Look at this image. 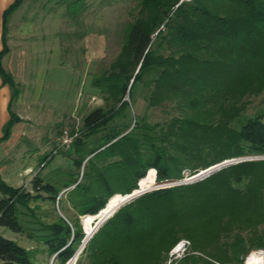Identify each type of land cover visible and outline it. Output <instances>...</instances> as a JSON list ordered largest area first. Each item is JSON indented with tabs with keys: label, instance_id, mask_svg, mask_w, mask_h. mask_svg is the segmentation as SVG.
I'll return each mask as SVG.
<instances>
[{
	"label": "trees",
	"instance_id": "obj_1",
	"mask_svg": "<svg viewBox=\"0 0 264 264\" xmlns=\"http://www.w3.org/2000/svg\"><path fill=\"white\" fill-rule=\"evenodd\" d=\"M61 1L70 16L85 7L83 0ZM23 2L13 0L1 16L0 78L10 99L0 144L20 121L12 110L17 86L1 58L9 51L7 20ZM136 6L118 55L91 78L105 107L88 112L73 139L72 165H83L86 181L72 178L62 189L73 185L67 196L77 217L42 223L37 237L57 264L70 260L85 237L80 215L95 224L147 181H179L230 159L264 155V110L244 112V99L264 90V0H137ZM138 87L146 107H167V117L113 123L132 106ZM31 190L0 181V227L25 232L19 208L32 212L30 201L40 193L55 201L61 188L36 175ZM117 209L97 231L102 219L91 227L83 249L90 264H163L183 238L203 255L175 264H242L251 249L264 248V160L147 191ZM0 264L36 263L30 250L0 233Z\"/></svg>",
	"mask_w": 264,
	"mask_h": 264
},
{
	"label": "rangeland",
	"instance_id": "obj_2",
	"mask_svg": "<svg viewBox=\"0 0 264 264\" xmlns=\"http://www.w3.org/2000/svg\"><path fill=\"white\" fill-rule=\"evenodd\" d=\"M83 1L82 13L70 16L61 0H24L7 20L9 51L5 58H1V64L17 86L18 95L12 102V110L19 115L20 121L12 126L9 137L0 144V181L35 194L31 190V182L39 175L61 188L55 201L45 193H40L42 198L30 201L28 206L32 212L19 208L25 232L13 233L0 227L4 238L12 239L32 252L36 264H57L54 255L49 254L37 238L44 233L40 230L41 224H49L57 217L65 220L77 217L67 196L73 185L62 189V182L72 178L80 181L84 168L83 165L80 169L72 165V159L76 157L72 145L68 149L59 147L61 130L67 128L78 133L82 118L88 112L96 107H105L100 93L90 84L91 78L114 61L121 48L124 25L137 11V0ZM133 96L132 106L126 109L125 116L114 119L113 123L131 124L134 117L141 116L154 123L167 117V107H146L139 87ZM125 99L129 103L128 96ZM244 103V112L248 116L264 110V90L246 97ZM248 157L236 159L264 160V155ZM195 175L185 173L181 181ZM81 181L84 183L86 179ZM191 182L194 181L186 183ZM155 183L157 180L147 181L139 192L150 190ZM128 200L126 197L97 222L101 219L104 222ZM83 219L84 216L80 215L79 224L83 230L86 228L85 242L76 250V256L69 264H90L88 252L83 249L91 238H87L91 227L97 222L90 224ZM100 240L99 235L91 250L97 249ZM182 241L189 242L185 238L179 240L163 264H175L185 255H203L193 250L190 242L181 256L177 253L172 255L174 247ZM257 252H264V248L251 249L244 255L242 264Z\"/></svg>",
	"mask_w": 264,
	"mask_h": 264
},
{
	"label": "water",
	"instance_id": "obj_3",
	"mask_svg": "<svg viewBox=\"0 0 264 264\" xmlns=\"http://www.w3.org/2000/svg\"><path fill=\"white\" fill-rule=\"evenodd\" d=\"M90 157V156H89ZM89 157H87L86 158V160L89 158ZM85 160V161H86ZM84 161V162H85ZM236 161H234V160H227L226 162L224 161V162H221V163H219V164H216V165H214V166H212V167H210V168H207V169H205V170H202V171H200L198 174H196L195 176H193L191 179H189V180H179V181H171V180H165V181H161V182H157V183H155V185L150 189V190H147V191H151V190H154V189H157V187H162V188H165V187H171V186H174V185H179V184H183V183H186V182H189V181H195V180H198V179H202L204 176H207V175H209L210 173H212L213 171H215V170H218L219 168H221V167H223V166H226V165H229V164H232V163H235ZM148 172V171H147ZM146 172V173H147ZM144 178V177H143ZM141 180V179H140ZM139 180V181H140ZM139 181H138V183H139ZM138 190L137 189H135V190H133L131 193H129L128 195V197H129V200L127 201V203L128 202H130L131 200H133L134 198H136V197H138L139 195H141V194H143L144 192H147V191H144L143 193L142 192H137ZM115 195V194H114ZM113 196V195H112ZM111 196V197H112ZM124 196H126V195H124ZM111 197H109L108 198V200H107V202L105 203V205H104V207L107 205V203H108V201L110 200V198ZM103 207V208H104ZM119 209V208H118ZM117 209V210H118ZM117 210H115L114 211V213L117 211ZM113 213V214H114ZM112 214V215H113ZM111 215V216H112ZM86 216H89V215H86ZM110 216V217H111ZM109 218V217H108ZM107 218V219H108ZM107 219H105V221L107 220ZM104 221V222H105ZM103 224V222L101 223V225ZM101 225H99L98 226V228H97V230L99 229V227L101 226ZM96 230V231H97ZM84 242H85V237H84V239L82 240V243H81V245H83L84 244ZM85 246V245H84ZM83 246V247H84ZM82 247V248H83ZM75 255V254H74ZM74 255L72 256V258L74 257ZM72 258L68 261V264L70 263V261L72 260Z\"/></svg>",
	"mask_w": 264,
	"mask_h": 264
},
{
	"label": "crops",
	"instance_id": "obj_4",
	"mask_svg": "<svg viewBox=\"0 0 264 264\" xmlns=\"http://www.w3.org/2000/svg\"><path fill=\"white\" fill-rule=\"evenodd\" d=\"M12 1L13 0H0V50L2 48L1 45L2 17L1 16L4 9L7 8L12 3ZM9 99H10V90L6 85H2L0 78V136H1L2 126L9 118V112H8ZM16 115L19 117L18 114Z\"/></svg>",
	"mask_w": 264,
	"mask_h": 264
},
{
	"label": "built area",
	"instance_id": "obj_5",
	"mask_svg": "<svg viewBox=\"0 0 264 264\" xmlns=\"http://www.w3.org/2000/svg\"><path fill=\"white\" fill-rule=\"evenodd\" d=\"M181 1H187L190 2L191 0H181ZM78 133L74 132L72 133L70 130H68L67 128H63L61 130L60 136H59V147L62 149H68L69 147H71L72 143H73V139H75L77 137ZM250 157L244 158V159H248ZM230 160H234L236 162H240L241 160L239 159H230ZM162 188V187H157V189ZM189 242L188 241H182L180 242L176 247H174V249L172 250V255H174L175 253H177V256H181L184 251H186L187 247H188ZM68 264V261L65 263Z\"/></svg>",
	"mask_w": 264,
	"mask_h": 264
},
{
	"label": "bare ground",
	"instance_id": "obj_6",
	"mask_svg": "<svg viewBox=\"0 0 264 264\" xmlns=\"http://www.w3.org/2000/svg\"><path fill=\"white\" fill-rule=\"evenodd\" d=\"M126 196H129V195H126ZM126 196H123V197H126ZM101 225V224H99ZM98 225V226H99ZM98 228V227H97ZM76 251H75V255L74 257L72 258V260L75 258L76 256ZM71 260V261H72ZM70 261V263H71ZM245 264H264V252H257V253H253L251 254L247 260H246V263Z\"/></svg>",
	"mask_w": 264,
	"mask_h": 264
}]
</instances>
